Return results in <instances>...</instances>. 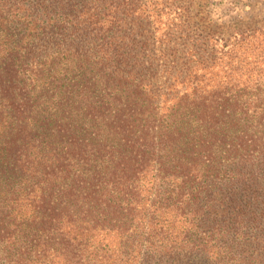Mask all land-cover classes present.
<instances>
[{
	"label": "trees",
	"instance_id": "1",
	"mask_svg": "<svg viewBox=\"0 0 264 264\" xmlns=\"http://www.w3.org/2000/svg\"><path fill=\"white\" fill-rule=\"evenodd\" d=\"M136 9L0 0V264H264V42Z\"/></svg>",
	"mask_w": 264,
	"mask_h": 264
},
{
	"label": "rangeland",
	"instance_id": "2",
	"mask_svg": "<svg viewBox=\"0 0 264 264\" xmlns=\"http://www.w3.org/2000/svg\"><path fill=\"white\" fill-rule=\"evenodd\" d=\"M133 1L137 4L135 20L153 31L154 48L168 39L173 45L189 42L204 49L202 43L207 41L225 58L230 52L222 44L239 34L250 36L245 40L248 49L240 52L250 54L256 51V44L264 42V0Z\"/></svg>",
	"mask_w": 264,
	"mask_h": 264
}]
</instances>
